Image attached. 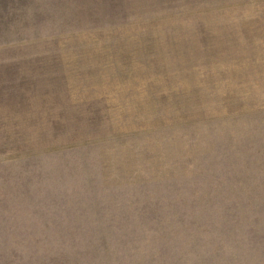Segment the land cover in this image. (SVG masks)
Segmentation results:
<instances>
[{"label": "rangeland", "instance_id": "1", "mask_svg": "<svg viewBox=\"0 0 264 264\" xmlns=\"http://www.w3.org/2000/svg\"><path fill=\"white\" fill-rule=\"evenodd\" d=\"M0 264H264V0H0Z\"/></svg>", "mask_w": 264, "mask_h": 264}]
</instances>
